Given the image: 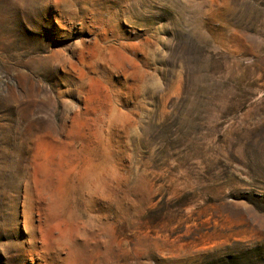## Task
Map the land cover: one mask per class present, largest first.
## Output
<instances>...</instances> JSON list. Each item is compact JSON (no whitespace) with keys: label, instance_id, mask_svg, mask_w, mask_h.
Returning <instances> with one entry per match:
<instances>
[{"label":"rangeland","instance_id":"rangeland-1","mask_svg":"<svg viewBox=\"0 0 264 264\" xmlns=\"http://www.w3.org/2000/svg\"><path fill=\"white\" fill-rule=\"evenodd\" d=\"M0 264H264V0H0Z\"/></svg>","mask_w":264,"mask_h":264}]
</instances>
